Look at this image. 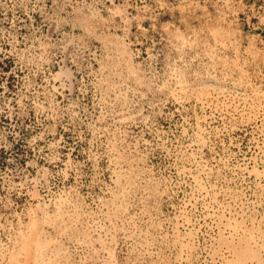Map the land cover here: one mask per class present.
<instances>
[{"label": "rangeland", "instance_id": "rangeland-1", "mask_svg": "<svg viewBox=\"0 0 264 264\" xmlns=\"http://www.w3.org/2000/svg\"><path fill=\"white\" fill-rule=\"evenodd\" d=\"M250 1L0 0V264H264Z\"/></svg>", "mask_w": 264, "mask_h": 264}, {"label": "built area", "instance_id": "built-area-1", "mask_svg": "<svg viewBox=\"0 0 264 264\" xmlns=\"http://www.w3.org/2000/svg\"><path fill=\"white\" fill-rule=\"evenodd\" d=\"M250 2L254 11L256 10L257 12H262L261 16L263 18L262 24L264 29V0H251Z\"/></svg>", "mask_w": 264, "mask_h": 264}]
</instances>
